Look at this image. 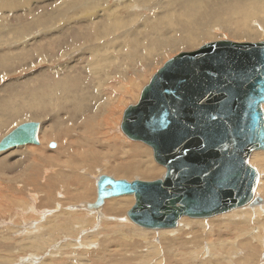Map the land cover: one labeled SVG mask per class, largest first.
<instances>
[{
    "label": "rangeland",
    "instance_id": "obj_1",
    "mask_svg": "<svg viewBox=\"0 0 264 264\" xmlns=\"http://www.w3.org/2000/svg\"><path fill=\"white\" fill-rule=\"evenodd\" d=\"M2 1L0 140L29 121L41 122L42 132L40 145L0 153V264H264L261 243L254 242L253 237L245 233L236 242L235 238L227 236L230 231L226 226L229 225L223 222L226 214L203 222L185 217L183 220L188 224L184 223L180 232L179 225L171 231L150 229L138 234L137 230L143 233L146 229L125 220L135 203L134 196H131L132 204L120 203L127 206L121 207L122 212L115 210L117 204H109L123 196L96 205V179L102 174L127 181H151L165 174V168L155 163L152 149L142 142L129 140L121 130L124 111L138 103L143 88L157 70L178 53L198 49L209 42L264 40L263 32L248 34L250 27L264 31L263 20L253 16L248 21L245 17L247 27L242 26L235 17L241 18L244 8L236 5L235 0H223V4L216 6L215 21L208 15L209 10L190 13L189 8L178 5V15L187 18L176 28L200 29L199 44L178 46L183 34L178 30L175 34L178 43H171L168 51L163 49L154 60L146 61L144 55H152L155 47L142 42L143 33L134 32L136 37L130 40L138 43L131 48L132 62L121 65L126 73L110 76L120 63L114 62L112 69L102 72L103 79H110L103 83L92 75L90 48L102 41L111 42L125 30L94 38L96 26L100 30L113 22L103 19L102 24L98 25V21L91 25L79 19L83 15L69 20L66 9L70 6L66 3L70 0ZM89 1H98V6L94 7L96 12L102 3L110 6L123 0H83V4ZM83 4L72 7L79 12ZM27 5L32 9L23 8ZM62 5L65 14H55ZM137 13L147 17L154 15L148 6H141ZM130 19V29L142 24L141 18ZM64 22L69 26L62 30ZM236 26L239 34L232 30ZM152 31L150 29V34ZM9 32H13L12 38ZM62 93L66 97H61ZM98 97H103V102L109 101L113 109L109 125L114 120L118 123L114 132L110 128V140H106L110 142L102 139L107 135L108 126L105 104L98 101ZM98 107V113L94 114ZM52 143H55L54 148L50 146ZM123 147L132 148V152L123 156ZM134 147L140 151H135ZM81 155H86L88 164L81 161L83 165H80ZM256 166L260 172L259 165ZM259 196L264 200L263 194ZM85 206L89 213L93 214L92 210L96 209L103 217L97 212L90 217ZM253 226L247 230L255 231V228L251 230ZM211 244L216 250L212 251ZM224 244L226 247L221 248ZM150 245H154L157 252L150 253L151 249L147 248ZM232 245L234 249L230 250Z\"/></svg>",
    "mask_w": 264,
    "mask_h": 264
},
{
    "label": "water",
    "instance_id": "obj_2",
    "mask_svg": "<svg viewBox=\"0 0 264 264\" xmlns=\"http://www.w3.org/2000/svg\"><path fill=\"white\" fill-rule=\"evenodd\" d=\"M263 106L264 41L219 40L179 53L153 75L121 125L129 140L152 147L166 174L151 181L101 175L96 205L133 195L128 217L154 230L242 207L258 184L249 159L264 150ZM41 129L38 121L20 124L0 140V153L40 145Z\"/></svg>",
    "mask_w": 264,
    "mask_h": 264
},
{
    "label": "bare ground",
    "instance_id": "obj_3",
    "mask_svg": "<svg viewBox=\"0 0 264 264\" xmlns=\"http://www.w3.org/2000/svg\"><path fill=\"white\" fill-rule=\"evenodd\" d=\"M5 1H8V0H3L2 2H5ZM135 1H138L139 3L135 4ZM222 1L223 0H155V1L152 2L151 0H142V1H140V0H123V1H117V2H115L114 4H112L110 6L104 5L105 3H102V1H101L102 7L99 8V10L95 12L94 11V7L97 5L98 1H96V2L89 1V3L83 4V0H72V1L70 0V2L66 3V5L70 6V8L66 9V11L68 12V15L70 16V18L67 17L69 20L70 19L71 20H75L76 19L75 16L83 15V17H80L79 19H85L86 22L87 23L90 22L91 25L93 23H97L98 21H99L98 25L100 23L102 24L103 22H101V21L103 19L110 20L111 22H113V24L105 26V27L101 28L100 30L98 29V26H96V28H94V31H95L94 38H103V37H107V36H112L113 34H115L118 31L125 30V32H123L122 35H116L115 39H113L111 42H103L102 41L100 44L93 45V47L90 48V54L93 56V59L91 61L92 62L91 63V68L93 69L94 73L92 75H95L96 79L102 81L103 83H106L110 79H103V76L101 74H102V72H105L107 69H112V66H113L114 62L120 61V63L118 64L117 68H113L115 71H113L110 74V76L116 77V75L118 76V75L126 73V71L122 69L123 66H121V65L124 62L125 63L126 62L127 63L128 62H130V63L132 62L133 57L131 56V51H132L131 48H133V46L135 47V45L138 43V42H134L133 40H130V39L136 37L135 36L136 34L134 32H137V34L143 33L142 34V42L144 44H146V45L151 44L153 47H155V51L156 52L152 53L153 57H152V55H148V54L144 55V60H146V61H148V60L150 61L152 59L154 60L155 57H157V56L162 54L161 50H163V49H167V51H168L169 50L168 47H169V45L171 43H178V41L175 38V34L178 32V30L180 32H182L183 34L181 35L182 38H181L180 42L177 45L178 46L193 47L194 45L199 44L198 42H199V37L200 36L198 34H200L201 31H200V29H195V30L187 29L186 31H182L183 29L176 28V27H181L183 25V23L185 22V19L187 18V17L179 16L178 15V11H176V8L178 7V5H181L184 9L189 8L190 9V13H192V12L196 13V11H199V10L200 11L201 10H203V11L209 10V11H207L208 15H212V20L215 21L216 18L214 16L216 14V12H215L216 6L218 4H223ZM235 1L238 2L236 5H239L241 8H244L243 9L244 12L242 11V17L241 18L239 16L235 17L236 21L244 24V25L242 24V26L247 27V22L244 21L245 17H248V21H249V18L253 17V16H257L258 18L263 20V25H264V0H235ZM82 4H83L82 11H79V12L78 11H74L75 7H72V6L79 5V7H80ZM12 6L16 7L15 4H12ZM141 6H142V8L144 6H148L149 9H152V11H154L153 17H147V16H144V15L140 16L141 14L137 13V9L140 10ZM31 7L32 6L27 5V6H24L23 8L30 9ZM63 7H64L63 5H62L61 8L58 7V10L56 12L54 11L55 14L64 15L65 14V9L63 10ZM257 11H260V13H256ZM27 12H29V11H27ZM138 16H140V17H138ZM131 17H133L134 20H136L137 18H141L142 24L140 25L139 28L138 27L137 28H133V29L128 28L129 22L131 20L130 19ZM172 19H174V21H171ZM77 22L79 23V22H81V20H79ZM155 22H158V23L156 24ZM64 23L65 24L63 25V27H60L62 30L65 28L66 25L69 26V24H67L66 22H64ZM258 26H259V24H258ZM259 27H257V28H259ZM59 29H58V31H59ZM150 29L153 30L151 34H150ZM138 30H140V31H138ZM232 30H233V32H237L238 31V27L236 26V28H233ZM141 31H143V32H141ZM248 32H249L248 34H250L251 36H252V34H255V33H261V32L264 33L263 29H261V31H256L255 28L252 29V27H250V29H248ZM9 33H10V36L12 38V33L13 32H9ZM208 33H210L209 29H208ZM208 33H205V34L209 35ZM21 34L23 35L22 32H21ZM56 34H57V32H56ZM251 36H249V37H251ZM84 37H86V35ZM261 41H264V40H261ZM236 42H238V41H236ZM156 46H158V47H156ZM199 48L200 47H198V49ZM195 50H197V49H195ZM183 52H187V51H183ZM180 53H182V52H180ZM173 57H175V56H173ZM172 58H170V59H172ZM1 60H3V59H1ZM78 60H80V58H78ZM169 60H167L166 62H168ZM99 76H101V77H99ZM61 97H66V94L62 93ZM97 100L98 101L100 100V102H101L103 100V97H98ZM108 102L109 101L103 102L105 104V107H106L105 122H106V124L108 126L107 131L105 132V133H107V135L102 136V139L105 140L104 142H110V141H106V140H110V138H109L110 137L109 135L111 133L110 128L111 129L113 128L112 132H114V127L117 126V124H118L114 120V122L112 121V123H110V125H109V122H111L110 120H112L113 109L111 108V106L109 107L110 104L108 105ZM130 106H128L126 108V110ZM263 108H264V106H263ZM99 109L100 108L98 107L94 111V114L98 113ZM125 111L123 113L122 122H123V119H124ZM95 118H97V117H95ZM122 122H121V125H122ZM41 132H42V130H41ZM111 139H112V137H111ZM145 145H147V144H145ZM147 146H149V145H147ZM150 148L152 149V147H150ZM133 149L135 151H140V149L137 148V147H134ZM33 150H35V149H32V151ZM152 151H153V149H152ZM129 152H132V148L130 149V147H127V148H124V151H123L122 154H123V156H128ZM136 154H138V152H136ZM81 156H82V158L79 160V163H81V161H82V163H87L88 164V162L85 160V156L86 155L85 156L81 155ZM153 157H154V153H153ZM262 161H264V150H257V151H254L251 154L250 159H249L250 165L252 167H254L258 171L259 169L256 166V164H258L260 169H261L260 172L258 171V176H259L258 184L256 185V183H257V180H256L255 185H254L255 186L254 187L255 191L252 193L253 197H252L251 200H249L242 207H238V208L232 209L231 211L222 213L223 215L226 214L223 217L224 221L223 220L222 221L224 222L225 225H229V226H226V229L228 231H230L227 236H231L232 238H235V242H236L237 239L240 238V236L248 234L251 237H253V241L254 242L257 240V242L261 243V247L262 246L264 247V200L259 196V194L260 195H262V194L264 195V176H263V174H264V162H262ZM82 163L80 165H83ZM155 163H157V162L155 161ZM157 164L165 168V174H166V172H167L166 167L164 165L159 164V163H157ZM89 165H90V163H89ZM123 166L127 167V165H123ZM137 166L142 167L141 165H137ZM122 169H124V168H122ZM124 171H128V170H124ZM102 175H104V174H102ZM163 176L161 178H163ZM146 177H148V176H146ZM98 178L99 177H97L96 180H98ZM96 186H97V183H96ZM131 196L133 197V195H125V196H123L124 197L123 199L118 200L117 202H111L109 205L111 206V205L117 204V208L115 210H120L122 212L121 207L124 209L127 206H124L123 204H120V203H124V204L131 203L132 204V202H133L132 199L133 198H131ZM254 199L258 200L255 204H253ZM134 200H135V197H134ZM259 201H262V202L258 203ZM86 209H87V207L85 206V210ZM87 212L88 211L86 210V213ZM93 212L94 213L97 212L98 215L100 214L99 210L97 211L96 209H93L92 213ZM128 212H127V218H125L126 221L130 220V217H128L129 216ZM94 213L91 214V213L88 212L87 214H89V216L90 215L92 216V215H95ZM222 214H218V215H222ZM218 215H216V216H218ZM100 216L103 217V214H100ZM185 217L184 216L181 217L179 219L177 225L174 228L161 229V230H163V231H165V230L171 231L172 229H176L180 225V228H178L179 232H180V230L184 226V223L186 225L188 224V222L183 220V219H185ZM188 218H190V217H188ZM105 219L107 220L109 218L105 217ZM190 219H194V220H197V221H202V220H205L207 218H203V219L202 218H190ZM190 221H192V220H190ZM252 224L255 225V226H253ZM54 226L56 227V225H54ZM251 226H253V227H252V229L251 228L250 229L253 230V228H255V231H253V232L251 231L250 232V230H247V229H249L247 227H251ZM32 227H33V225H32ZM40 227H41V225L38 226V228H40ZM139 228H141V227H139ZM148 230H150V229H146L143 233L140 230H137V232H138V234L139 233L144 234ZM136 235H137V233H136ZM212 236L213 235L211 234V237ZM235 242H234V244H235ZM220 247L224 248L226 246L224 244V245H221ZM147 248L151 249L150 251L148 250L150 253H151V251H156V247L154 245H150ZM210 248H212V251L216 250V248L212 244L210 245ZM233 249H234L233 245L230 246V250H233ZM207 251L209 253V250H207Z\"/></svg>",
    "mask_w": 264,
    "mask_h": 264
}]
</instances>
